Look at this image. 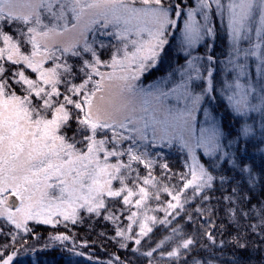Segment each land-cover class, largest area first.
Listing matches in <instances>:
<instances>
[{
	"label": "snow or ice",
	"instance_id": "6c2138e0",
	"mask_svg": "<svg viewBox=\"0 0 264 264\" xmlns=\"http://www.w3.org/2000/svg\"><path fill=\"white\" fill-rule=\"evenodd\" d=\"M221 28L229 44L225 61L213 52ZM174 39L186 64L146 85L144 77ZM218 63L225 77L220 93L231 111L264 117V0H0V220L28 234L29 222L75 225L81 213L99 217L118 201L128 224L121 228L112 213L105 219L117 224L121 248L134 244L147 264H213L187 259L198 241L177 226V217L190 203L210 200L222 165L256 181L253 169L225 150L207 108L217 99ZM252 136L245 119L235 143ZM151 148L183 154L187 171L177 177L164 163L157 176ZM226 182L219 175L220 185ZM161 193L169 199L161 201ZM195 211L208 217L213 210ZM258 215L264 225V208ZM158 226L170 234L141 248ZM204 235L212 247H223L212 232ZM16 255L0 264H13Z\"/></svg>",
	"mask_w": 264,
	"mask_h": 264
},
{
	"label": "trees",
	"instance_id": "16d2710c",
	"mask_svg": "<svg viewBox=\"0 0 264 264\" xmlns=\"http://www.w3.org/2000/svg\"><path fill=\"white\" fill-rule=\"evenodd\" d=\"M202 49L200 48L199 52L203 51ZM104 58H107L106 54ZM225 108L230 113V109ZM231 119V126L225 124L226 120L224 125L222 123L225 148L236 155L241 166L246 165L253 169L255 183H250L247 174L240 172L239 168L233 169L231 163L222 165L218 170L217 184L209 192L210 200L190 203L187 212L177 217L179 220L177 226L183 228L185 235L194 236L198 241L195 252L187 257L189 261L193 256H199L211 258L213 264H264V225H261L258 215L259 210L264 208V183L260 180L264 175V135L261 134V122L258 123L260 120H255V123H251L254 126V136L248 138L246 142L242 141L238 146L235 141L242 124ZM238 147L239 151H237ZM153 158L157 161L155 167L157 176L162 174L161 165L164 163L172 173L177 174V177L187 171L181 153L157 152ZM141 174H145L143 166H141ZM219 175L227 177V182L223 186L219 183ZM171 183L178 184L179 180L173 178ZM233 189L236 191L234 192ZM229 196L233 198L231 204L226 199ZM167 199H169L167 195L161 193L160 200ZM152 206L157 207L158 203L153 201ZM197 207H207L213 211L208 217L199 216L195 211ZM233 208L237 210L236 217L231 215L230 210ZM123 209L124 206L118 201H112L108 211L99 217L81 213V220L75 225L70 222L67 226L64 222L55 226L33 225L30 227L32 231L28 234L17 232L14 226L6 225L0 220V229H3L0 233V253H3L0 260L11 255L13 251H22L20 252L22 255L17 256L13 264H110V262L119 264L117 257L120 261H124V264H147V258L132 251L137 247L134 244L129 243L128 248H121V240L115 236L117 224L105 219L109 213L115 214L119 217L117 222L119 226L125 227L128 221L127 212L120 215ZM156 215L163 218L164 214L158 212ZM189 215L192 217L191 222L188 220ZM208 220H211L215 226H209ZM173 224H176L175 220ZM253 226H257L255 230ZM206 229L212 232L218 244L223 242V247L211 246V242L204 235ZM133 230L138 231V228L134 227ZM169 234L170 228L158 226L150 234L152 239L147 243L142 241L140 247L150 249ZM13 235L17 237L15 241L12 240ZM65 235L69 237L66 241L68 246H65V243H63L64 247L49 245L46 249L33 253L27 248L32 243H37L39 247L47 245L50 239ZM21 236L23 240L20 239ZM157 258H159L158 254Z\"/></svg>",
	"mask_w": 264,
	"mask_h": 264
},
{
	"label": "rangeland",
	"instance_id": "374dc122",
	"mask_svg": "<svg viewBox=\"0 0 264 264\" xmlns=\"http://www.w3.org/2000/svg\"><path fill=\"white\" fill-rule=\"evenodd\" d=\"M5 31H8V29H5ZM12 34H14V30H13ZM201 48H203V47H201ZM228 48H229V44H228L224 29L221 28L219 35H218V38L215 41V45H214V49H213L215 57L219 61H225L227 58L226 52L228 51ZM199 50L200 49H198L197 52L201 55L205 54V52H206V50L204 48L202 49L203 51H201L202 53L199 52ZM185 64H186V58L183 56V54L181 52L178 51L177 43L175 42V39H174V40H172V42H170L169 46H167L165 48L164 53L161 56V60H160L159 65L144 77V82L146 85L154 83V82H156L162 78L167 77L170 72H175L177 69H179V67L181 65H185ZM223 69H224L223 63H218L217 68H216V76H215V87L217 89V91H216L217 99L214 102H212L210 104V106H207L208 110L210 112H212L213 115L216 117L217 123L221 127V131L223 132L222 123L224 125V120H226L225 121L226 125L231 126V123H230V121L232 120L231 118L237 120L242 125L245 123V119H247V122L249 124L255 123V120H260L258 123L261 122V124H260V128H261V125L264 124V117H261L259 114H256V113L250 114V116L247 118L238 117L227 106L226 100L223 98V96L220 93V89L222 87V81L225 78ZM250 71H254V64L250 68ZM176 79H179L178 75L176 76ZM225 107L230 109L229 111L232 114L227 112V109ZM198 118H199L200 122L203 123V114L202 113L199 114ZM73 128H75V125H73ZM253 128H254V126H253ZM261 130H262V128H261ZM69 135H72V130H69ZM225 150H226V148H225ZM163 151L164 152H166V151L177 152L175 149H169V148H163V149L151 148L150 149V152L154 153V154H156L157 152H163ZM200 154L202 155V152ZM183 159H184L183 161L185 163V158H183ZM203 159L206 161L208 158L204 157ZM185 165H186V163H185ZM33 225H44V224H37L35 222H29V227H31ZM47 243H48L47 245L45 244L41 247L36 245L37 243H32V244L28 245L27 248L30 249L31 250L30 252L33 253L35 251H42V250L46 249V246H49V245L64 247L63 243H65V246H68L66 241H64V242L56 241V240H54V238L50 239ZM20 252H22V251L16 252L17 253L16 257L22 255V254H20ZM15 258H14V260H15Z\"/></svg>",
	"mask_w": 264,
	"mask_h": 264
},
{
	"label": "water",
	"instance_id": "95a60500",
	"mask_svg": "<svg viewBox=\"0 0 264 264\" xmlns=\"http://www.w3.org/2000/svg\"><path fill=\"white\" fill-rule=\"evenodd\" d=\"M12 199L14 200L15 198L13 197Z\"/></svg>",
	"mask_w": 264,
	"mask_h": 264
}]
</instances>
